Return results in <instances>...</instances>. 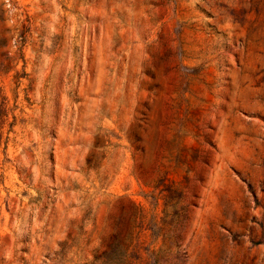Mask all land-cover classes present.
I'll list each match as a JSON object with an SVG mask.
<instances>
[{"label": "rangeland", "instance_id": "1", "mask_svg": "<svg viewBox=\"0 0 264 264\" xmlns=\"http://www.w3.org/2000/svg\"><path fill=\"white\" fill-rule=\"evenodd\" d=\"M0 264H264V0H0Z\"/></svg>", "mask_w": 264, "mask_h": 264}]
</instances>
